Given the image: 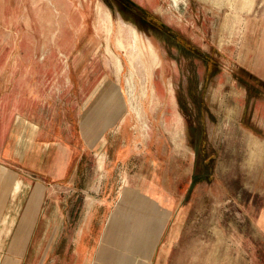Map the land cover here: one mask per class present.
I'll return each mask as SVG.
<instances>
[{
	"label": "rangeland",
	"instance_id": "rangeland-1",
	"mask_svg": "<svg viewBox=\"0 0 264 264\" xmlns=\"http://www.w3.org/2000/svg\"><path fill=\"white\" fill-rule=\"evenodd\" d=\"M48 1L0 0V243L39 207V264H264V0Z\"/></svg>",
	"mask_w": 264,
	"mask_h": 264
},
{
	"label": "crops",
	"instance_id": "crops-1",
	"mask_svg": "<svg viewBox=\"0 0 264 264\" xmlns=\"http://www.w3.org/2000/svg\"><path fill=\"white\" fill-rule=\"evenodd\" d=\"M65 74V73H64ZM19 92H26V90L23 88V84H21L20 91ZM22 97L17 98L11 105H5V113L9 116L13 114V112L18 111V109L21 107L20 101ZM9 107V108H8ZM16 121H20L22 124L20 129V144L18 145L19 148L17 149V155H20V157L24 156L25 150L30 144L28 142L29 138L27 136V126L28 122L26 121V118L22 112L17 113ZM33 130V128H32ZM63 164L60 160H55L54 158L50 159V162L47 166V171L50 173V178L61 180L60 174H57V172L62 171ZM65 169V168H64ZM63 169V171H64ZM70 170H68L69 172ZM57 174H55V173ZM54 173V175L52 174ZM7 176V182L10 181L11 174L8 173V170L0 167V182L2 186L6 185L7 182L4 183V178ZM13 185L17 181L13 179ZM22 184H25L24 181H20ZM42 186L39 184L34 185L31 187L32 190V197L35 196V198H32L30 201L27 200L29 203H33L35 201H38L40 188ZM26 193V192H25ZM42 200V199H41ZM22 201V199H21ZM10 215V214H9ZM6 217L7 220H10L11 218H15L16 216H9ZM40 211L39 207L36 212H31L29 210L25 211V213H21V224L20 226L14 227L7 232L3 233L2 235L4 237L3 242L0 243V252H7L11 253L10 257H7L8 259L4 260L2 264H39V262L44 258L45 253L48 251L49 248H51L53 242H55L54 238V227H51L52 220H55L57 218L56 214H52L49 218H44V224L41 227V224L36 222V227L33 226V224L28 221L31 220H39L40 217ZM10 217V219H9ZM23 218V219H22ZM46 221V224H45ZM6 232V231H4ZM32 252L31 257L29 256V252ZM37 259V261H35ZM35 261V262H34ZM33 262V263H32Z\"/></svg>",
	"mask_w": 264,
	"mask_h": 264
},
{
	"label": "bare ground",
	"instance_id": "bare-ground-1",
	"mask_svg": "<svg viewBox=\"0 0 264 264\" xmlns=\"http://www.w3.org/2000/svg\"><path fill=\"white\" fill-rule=\"evenodd\" d=\"M173 3H175L176 5L179 3L180 0H172ZM52 6L54 5L53 1L52 0H49L48 1ZM230 2V1H229ZM131 22V21H130ZM132 25V24H131ZM133 26V25H132ZM134 30V29H133ZM40 36V35H39ZM122 39H118L119 41V44L121 45L122 42H121ZM236 42V41H235ZM134 52V51H133ZM133 52L131 53L132 55V60L130 59V62L133 64V62L136 60V57L135 55H133ZM155 64H158V61L155 59ZM120 67V66H119ZM144 85V84H143ZM145 89H143V92H144ZM153 95V94H152ZM180 121V119H178Z\"/></svg>",
	"mask_w": 264,
	"mask_h": 264
}]
</instances>
